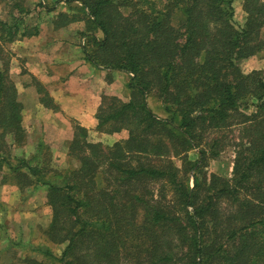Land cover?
<instances>
[{"label":"trees","instance_id":"1","mask_svg":"<svg viewBox=\"0 0 264 264\" xmlns=\"http://www.w3.org/2000/svg\"><path fill=\"white\" fill-rule=\"evenodd\" d=\"M58 1L82 11L58 13L54 25L84 20V60L128 75L130 98L102 95L96 114L98 130H126L127 137L103 146L75 125L69 153L76 168L56 173L43 148L33 164L22 157L8 163L3 152L26 135L4 47L38 32L23 19L25 0L9 3L12 22L0 17V172L6 167L12 176H4L21 190L45 186V240L64 244L60 256L36 246L47 259L21 263L264 264V67L240 68L264 51V0H242L241 27L232 0ZM153 92L164 117L147 103ZM224 146L234 150L231 176L207 177L208 155ZM190 149L196 161L187 158ZM174 158L194 171L192 187Z\"/></svg>","mask_w":264,"mask_h":264},{"label":"crops","instance_id":"2","mask_svg":"<svg viewBox=\"0 0 264 264\" xmlns=\"http://www.w3.org/2000/svg\"><path fill=\"white\" fill-rule=\"evenodd\" d=\"M53 2L46 12L47 20L36 22L37 34L18 37L7 44L11 52L9 76L22 106L26 135L24 144L17 147L26 150L27 156L38 148L50 147L56 151L54 158L59 156L60 162L76 168L79 163L69 153L74 126L85 129L89 141L103 146L126 138V130L113 133L98 130L96 114L102 95L126 100L131 90L126 86L129 79L126 73L98 69L84 60L81 51L84 39L73 40L71 26L54 25L58 13L68 14L71 9L62 1ZM250 63L253 67L244 74L264 67V51L251 56L247 64ZM106 74L111 77H105ZM45 99L51 104H45ZM27 156L23 158L29 162ZM45 190V186L39 185L21 190L13 182L0 184V264L5 261L9 247L24 252L26 245L32 249L41 241L46 243L44 231L51 222V209L45 198L36 197ZM26 199L33 201L34 207L27 204L24 207Z\"/></svg>","mask_w":264,"mask_h":264},{"label":"rangeland","instance_id":"3","mask_svg":"<svg viewBox=\"0 0 264 264\" xmlns=\"http://www.w3.org/2000/svg\"><path fill=\"white\" fill-rule=\"evenodd\" d=\"M12 1L13 0H0V17L2 19L8 20L10 22H12L13 15L8 13V12L10 10L9 3H11ZM40 1H42L44 3L43 4L44 8L37 6V4ZM53 4H54L53 0H25L24 6L27 7V9L30 10V12L26 15H22L24 21L29 25L30 28L35 27V26L37 28V25H35L36 22L37 21L43 22V21L47 20L48 14L46 12L50 8V6ZM232 10H233V17H232L233 23L235 24L236 27H241L245 21V13L242 10V0H232ZM81 12L82 11L80 9H71L70 13H80L79 15H82ZM13 14H15V12ZM177 16H178V14H177ZM48 20H50V18ZM66 26H71L72 32H70V36L72 37L73 40H75L76 38L79 39L81 33L84 31L85 22H84V20H80V21L77 20L74 22H68L67 21ZM98 35H100V33H98ZM4 48H5V50H7L11 54L7 45ZM9 53H8V55L11 57V55ZM249 59L250 58L245 59L246 61L243 60L240 63V68H241V71L243 73L248 71L250 69L249 67L252 66V63H250L249 65L247 64ZM105 77H111V76H109V74L108 75L106 74ZM129 96H126V98L127 99L130 98ZM147 103H148L149 107L152 109V111L155 112L159 117L165 116V111L163 109L164 108L163 103L157 98V96L155 95L154 92L149 94V96L147 97ZM241 110H243V107H241ZM252 110H253V107L249 106L247 109L245 108V110H243V111H245L246 113H250ZM10 139L11 138L8 137V144L12 143ZM25 141H26V138H25ZM204 147L208 148L207 145H204ZM24 151H26V150L22 149L21 147H16V146L12 145L10 148H7L6 152H3V153H4V156L6 157L8 163H11L12 165H16L17 164L16 157H22L23 158V157L27 156V154H25ZM55 152H56L55 149L51 150L50 147H47V148H43L40 153H41V155L46 156L47 162L49 160H51V162L48 163V167L52 168L53 171L60 174L61 171H65V170L69 169L71 164L66 165L65 162H60L61 157H59V156H56L57 158H54L53 154ZM34 154H35L34 152H31V153H29V155L27 157L31 158ZM49 158H51V159H49ZM187 158L190 161H196L198 158L197 149H190L187 152ZM233 158H234L233 148H231L230 146H224L222 148V150L220 151L219 155H217L216 157H211L210 154L208 155L206 165L203 167V173H206L207 177L211 173H214L216 175H219L220 177L228 178L231 176V173H232ZM173 162L175 163V165L180 167V169H181L180 175L184 176L186 178L185 180H186L187 184L189 185V187H192L193 183H194V179L192 177L194 171L189 170L188 174L186 173V171L184 172V170H183L184 169V167H183L184 158H174ZM31 163L33 164V163H35V161L31 162ZM191 163H194V162H191ZM59 168H61L60 171H58ZM187 168H188V166H186L185 170ZM5 169H7V168L6 167L4 168L3 173L0 172V184L3 182L9 181V178L5 177L4 174L9 173L10 175L7 174L6 176H8V177L12 176L11 172L7 171ZM53 175H54L53 173L52 174L48 173L46 177H51V179H52ZM201 176L202 175L198 176V179H200ZM6 180H8V181H6ZM40 194L41 195H37L36 197L46 199V190L41 192ZM26 204H27V207H34L33 201L29 202V200L26 199L23 202V206L26 207ZM38 246H41V247L42 246L43 247L48 246L51 249V252L56 256H60V253H61L62 249L64 248V244L55 245V244H52L50 242L43 243L42 241L39 243ZM25 248H26V250L24 252H21L14 247H9L7 251L2 249V251L6 252L5 253L6 255L4 257L5 261H1V264H9L10 262H12V264H23L21 262L24 259H26V257L28 258V256L33 257L34 259H37L39 261L47 259V257H45L42 253L37 252V251H32L30 249L29 245H26Z\"/></svg>","mask_w":264,"mask_h":264}]
</instances>
